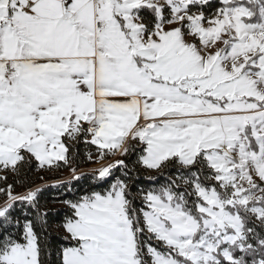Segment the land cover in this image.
Masks as SVG:
<instances>
[{
    "label": "snow or ice",
    "instance_id": "obj_1",
    "mask_svg": "<svg viewBox=\"0 0 264 264\" xmlns=\"http://www.w3.org/2000/svg\"><path fill=\"white\" fill-rule=\"evenodd\" d=\"M0 264H264V0H0Z\"/></svg>",
    "mask_w": 264,
    "mask_h": 264
},
{
    "label": "trees",
    "instance_id": "obj_2",
    "mask_svg": "<svg viewBox=\"0 0 264 264\" xmlns=\"http://www.w3.org/2000/svg\"><path fill=\"white\" fill-rule=\"evenodd\" d=\"M89 165L91 164H83L82 165V169L88 167ZM85 172H87L88 170H83ZM61 179H66L67 177L64 176V173L60 176ZM77 189H79V186H77ZM58 195V191L56 189H52L51 191L47 192L46 193V199H48L49 201H51L53 198L57 197ZM49 208L52 209L54 212H58L60 213L61 217H62V213H63V209L61 208L60 205L58 204H52V203H49ZM53 236L55 237L56 236V233L53 232Z\"/></svg>",
    "mask_w": 264,
    "mask_h": 264
},
{
    "label": "rangeland",
    "instance_id": "obj_3",
    "mask_svg": "<svg viewBox=\"0 0 264 264\" xmlns=\"http://www.w3.org/2000/svg\"><path fill=\"white\" fill-rule=\"evenodd\" d=\"M95 165H89L88 167L82 169V170H89L91 167H94ZM64 176L67 177V173H64Z\"/></svg>",
    "mask_w": 264,
    "mask_h": 264
}]
</instances>
